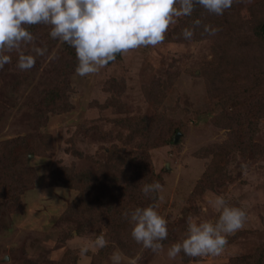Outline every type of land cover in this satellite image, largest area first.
<instances>
[{
	"label": "rangeland",
	"instance_id": "1",
	"mask_svg": "<svg viewBox=\"0 0 264 264\" xmlns=\"http://www.w3.org/2000/svg\"><path fill=\"white\" fill-rule=\"evenodd\" d=\"M262 24L264 0H233L222 15L197 6L177 17L157 45L129 49L85 76L75 73V49L50 37V25L27 26L33 40L0 67V143L23 137L34 144L28 161L35 178L18 194L20 178L0 163V181L12 185L10 196L0 195V264H112L114 249L123 253L121 264H264V44L254 35ZM20 52L34 56L30 68L17 66ZM223 100L261 107L255 121L241 110L245 136ZM60 169L98 174L112 187L111 211L99 198L100 209L86 220L73 214L71 203L88 180L69 187L50 178ZM153 180L162 188L146 195L142 185ZM140 195L167 220L168 235L156 252L132 238L124 215L131 211L127 201ZM216 195L246 211L243 226L227 234L219 255L181 251L169 258L168 247L187 235L189 216L218 218L210 204ZM116 212L119 225L98 224ZM101 232L102 248L93 244Z\"/></svg>",
	"mask_w": 264,
	"mask_h": 264
},
{
	"label": "clouds",
	"instance_id": "2",
	"mask_svg": "<svg viewBox=\"0 0 264 264\" xmlns=\"http://www.w3.org/2000/svg\"><path fill=\"white\" fill-rule=\"evenodd\" d=\"M232 3L233 0H0V67L10 62L9 53L33 40L29 25H50V37L75 49V73L85 76L129 49L157 45L177 17L191 15L197 6L222 15ZM194 23L199 24V19ZM205 31L214 33L217 29L205 25ZM183 35L190 38L193 32L185 28ZM33 51L43 52L39 48ZM33 63L31 53L20 52L19 68H30ZM161 188L160 182L153 180L144 183L141 190L147 195ZM210 204L220 210L215 222L189 216L187 235L168 247L169 258L181 251L188 256L219 255L227 244V234L241 228L247 219L246 211L229 205L223 195H216ZM157 209L158 205L151 203L124 213L132 224V238L154 252L163 248L162 241L168 235L167 220ZM106 243L102 232L93 240L100 248ZM87 251L86 245L80 248L81 255ZM122 257L123 253L114 249L109 259L112 264H121Z\"/></svg>",
	"mask_w": 264,
	"mask_h": 264
},
{
	"label": "trees",
	"instance_id": "3",
	"mask_svg": "<svg viewBox=\"0 0 264 264\" xmlns=\"http://www.w3.org/2000/svg\"><path fill=\"white\" fill-rule=\"evenodd\" d=\"M254 35L260 39L261 43L263 41V44H264V24L256 27ZM229 102H233V101L223 100L220 104L223 107H225L224 111L231 118L233 116V113L232 112L229 113L228 110L231 109L236 112V113L234 112L236 115L232 118V121H234V126L238 128L237 133L240 134V137L245 136L244 134V132L246 131V129H244L245 128L244 126L245 115L241 113L242 112L241 110L242 109L249 110L250 112L248 114H251L253 116V121H255L260 116L258 111L261 107L253 108V105H250L247 103L240 104L239 102H237L239 104L235 103L232 106H228L230 105ZM235 105H237V107H235ZM223 119L221 118V120ZM227 121L231 122L229 120ZM219 122L220 121L217 119V123ZM243 145L248 146L249 150L251 149L253 152H255L254 150L255 147H253L251 145V142H249L248 140L244 139ZM34 153H35V145L32 143L26 142V140L23 137L16 139V140H12L11 142L10 141L4 142V144L0 143V159L3 158V160H1L0 163H3L5 165L10 177L18 176L20 178L18 179L19 180L18 187L15 189V191L18 192V194L21 193L23 190H26L28 188V185H31L34 182L35 173L29 164L30 162L28 161V155L34 154ZM85 174L83 173V176H82L81 171L76 172V175L68 174L66 173V170L60 169L59 171H55V172L53 171L50 174V178L60 177L61 181H63L69 187H75L79 185V182L84 183L85 180H88L87 184L82 185L83 191L80 192L81 196L71 203L72 213L76 215L77 213H79L86 220L88 216L95 214V213H92L94 211V207L95 209H100V207L97 205L99 204V202H101L99 201L100 200L99 198L106 199L105 206L107 207L109 212L111 211V208L113 207L112 200L114 199H111L112 187L107 186L106 183H101V181L98 180L99 178L98 174L96 173H94L95 175H92L90 173L89 174L85 173ZM11 187L12 185L8 181H0V195L2 197L10 196ZM107 195H110V196H107ZM151 203H153V200L151 198L140 195L138 197H135L134 199H130L129 201H127V208L131 207L130 209L133 210L137 206L143 207ZM103 206L104 204H102L101 207ZM117 215L118 214L116 212V214L112 213L111 215L110 214L104 215L102 216L103 218L99 217L98 224H101L103 219H105L106 225H108L109 227L112 226V228H114L115 226L119 225V222H117L118 221L116 217ZM114 236H117V234L113 233L112 240L115 241V243L117 244H122L121 241H123V239H120V237L114 238Z\"/></svg>",
	"mask_w": 264,
	"mask_h": 264
},
{
	"label": "water",
	"instance_id": "4",
	"mask_svg": "<svg viewBox=\"0 0 264 264\" xmlns=\"http://www.w3.org/2000/svg\"><path fill=\"white\" fill-rule=\"evenodd\" d=\"M179 135L176 136V142L178 141Z\"/></svg>",
	"mask_w": 264,
	"mask_h": 264
}]
</instances>
